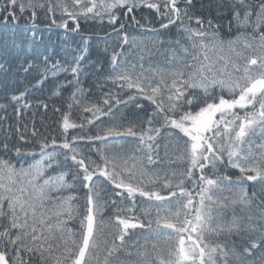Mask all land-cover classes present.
Masks as SVG:
<instances>
[{"label":"snow or ice","instance_id":"1","mask_svg":"<svg viewBox=\"0 0 264 264\" xmlns=\"http://www.w3.org/2000/svg\"><path fill=\"white\" fill-rule=\"evenodd\" d=\"M141 7L155 9L167 21L161 27L176 25L182 42L169 48L171 60L165 68L146 74L142 65L139 72L135 66L119 71L114 67L109 79L121 88L136 89L154 111L138 124H112L86 137L100 141L105 149L109 138L137 137L139 147L134 151L104 154L97 149L96 161L75 146L77 139L85 137L72 136L69 142L68 130L85 126L71 119L73 106L91 114L82 117L87 124L107 114L87 100L81 87L86 49L64 64H50L44 56L43 67L31 61L19 66L24 74L38 73V85L63 73L65 83L53 84V96L74 91L68 97V111L61 114L64 142L60 147L66 150L62 154L47 151V137L29 141L19 129L23 147L10 145V135L0 141V264H264V192L257 202L255 192L250 196L242 187L238 193L233 188L241 180L258 181L264 188V143L255 146L258 154L252 143L253 137L264 140V0H222L218 15L228 17L223 33L219 22L192 14L193 0H71L70 5L65 0H0V23L12 21L16 26L27 13L34 24L38 13H44L55 24L59 11L57 26L64 29L69 21L78 30L80 19L103 22L105 18L109 25L123 29L120 13L131 14ZM131 19L139 23L135 16ZM123 43H130L127 35ZM117 60L114 53V65ZM27 91L9 97L17 115L19 109L31 107L24 102ZM113 99L109 93L102 101L109 113ZM39 106L48 108L43 102ZM32 136H37L35 128ZM33 143L41 158L25 167L20 163L25 156L35 159V151L28 147ZM51 144H56L55 138ZM166 159L183 162L184 170L162 172ZM217 166L238 169L241 176L234 182L226 175L204 174L205 169L215 172ZM108 183L124 190L118 195L132 204L128 212H134L137 196L158 202L156 218L148 220L147 226L157 236L161 225L169 230L166 238L174 243L166 255L155 243L149 250L147 239L139 247L128 244L131 230L144 229L145 223L135 216L122 217L119 213L124 209L117 208L115 231L103 232L98 185ZM77 185L86 190L83 211L73 203L80 197L65 195ZM157 186L167 189L168 195L154 190ZM224 191L233 195L215 197ZM111 203L116 205L115 200ZM237 206L243 215L236 214ZM229 210L231 219L226 215ZM73 220L78 230L69 226ZM209 234L217 239L209 241Z\"/></svg>","mask_w":264,"mask_h":264},{"label":"trees","instance_id":"2","mask_svg":"<svg viewBox=\"0 0 264 264\" xmlns=\"http://www.w3.org/2000/svg\"><path fill=\"white\" fill-rule=\"evenodd\" d=\"M65 2L71 4V0H65ZM221 2L222 0H193L192 14L219 22L223 33L227 26L228 17L227 15H218V4ZM48 15L38 13L34 24L27 13L16 26H13L12 21H9L8 25L0 23V64L4 65V69H0V105L5 106L0 107V141H3L6 135H10V145L15 143L23 147L17 134V129H19L29 141L47 137L49 141L47 151L49 152L55 150L62 154L63 151H66L60 147L64 142L61 114L68 111L67 104L71 102L68 97L74 89L63 92L60 97L53 96V84L65 83L63 73L54 81H45L38 85L36 83L38 73L24 74L20 71L19 66L26 61H31L38 67H43L41 61L44 56L49 57L50 64L56 62L64 64L65 61H70L74 56L80 55V49L84 48L86 49L85 62L81 66L85 68V74L81 76V87L85 90L87 100L99 104L107 114L101 115L100 119L95 120L93 124H87L82 117L91 118V114L82 113L76 106H73L71 119L77 124L84 123L85 126L83 130L79 127L70 129L67 135L69 142H71L72 136L85 137V139H77L75 146L91 160L99 161L100 153L97 152V149L104 153V144L100 141H88L87 136L96 135L100 129L108 127L110 123L124 126L138 124L154 111V105L139 94L136 89L121 88L119 83H113L109 79L113 75L114 67L116 71H119L121 67L135 66V70L139 72L142 65V70L146 74L150 69L165 68L171 60L169 48L176 47L177 41L182 42L181 32L176 25H169L167 28L161 27V23H167V21H162L155 9L147 7L134 9L131 14L120 13L121 22L124 23L123 29L119 28V24L115 27L109 25L106 18L103 22L99 19H80L78 30L75 29V22L69 21L68 28L64 29L57 26L61 23L59 11L55 14V24L48 18ZM131 16H135L139 23L133 21ZM125 35L129 38V44L123 43ZM133 40L135 43H132ZM114 53L118 54L116 65L112 61ZM25 89L28 91L24 102L30 104L31 107L19 109L20 114L17 115V107L14 103H9V97L18 95ZM109 93L114 98L110 113L108 107L104 106L102 102L106 94ZM117 100L120 103H116ZM41 102L48 105L47 110L39 106ZM54 107L60 111H54ZM33 128L36 130V137L32 136ZM52 138L56 140L55 145L51 144ZM252 143L253 151L258 154V149L255 146L264 143V140L253 137ZM28 147L30 150H34L36 155L35 159L31 155H27L20 161L25 167L41 158L38 145L33 143ZM109 147V153L126 154L139 147L138 138L123 136L120 142ZM244 147L247 148L248 145ZM10 155L13 157L12 162L16 163L15 154ZM171 160L175 161V157L172 156ZM64 170L67 171V169ZM160 170L169 173L171 171L181 172L184 170V163L180 161L170 163L166 159L161 164ZM204 174L211 178H215L217 174L226 175L231 177L234 182L241 176L238 169L227 166L222 170L217 166L215 172L205 169ZM98 186L102 189L100 197L101 208L103 209V232L107 234L115 231L114 217L117 214V208L124 209L119 213L122 217L135 216L145 223L144 229L131 230V238L127 240L128 244L139 247L144 245L147 239L149 250H151V245L155 243L158 249L165 250L166 255V250L174 243L166 238V233L169 230L164 229L161 225L159 229L161 235L157 236L156 232L150 231L147 226L148 220H155L156 218L155 204L158 202L148 201L147 198L137 196L134 212H128L127 209L132 207V204L129 200L122 199L118 195L119 192L124 191L123 189H116L110 183ZM222 187L224 186L222 185ZM241 187L247 190L250 196L255 192L257 202L261 193L264 192V188L258 181L241 180L233 184L237 193ZM154 190H160L163 195H168L167 189H160L157 186ZM85 192L86 190L77 185L76 190H69L65 195L80 197L78 201L73 203L83 211ZM232 195L233 193L227 191L215 193V197ZM113 200L116 201L115 206L111 203ZM172 206L175 207L174 204ZM145 212H149L150 215L145 216ZM236 214L238 216L244 214L239 206L236 208ZM226 215L228 219H231V210ZM100 219L101 217L98 216V222ZM69 226L78 230L76 220L70 221ZM152 229H156L155 223L152 224ZM207 239L213 241L217 238L209 234ZM131 250L135 251L134 248ZM121 258L125 259L126 257L122 256ZM132 259H136V257L133 256Z\"/></svg>","mask_w":264,"mask_h":264},{"label":"rangeland","instance_id":"3","mask_svg":"<svg viewBox=\"0 0 264 264\" xmlns=\"http://www.w3.org/2000/svg\"><path fill=\"white\" fill-rule=\"evenodd\" d=\"M111 125H112V123H110V124L108 125V127L111 126ZM122 139H123V136H122V137H113V138H109L108 148L105 149V146H103L104 153H105V154H113V152H112V153H109V151H108V149L110 148L109 146H110V145H114V144L120 142ZM155 213H156V212H155ZM186 246H187V244H186Z\"/></svg>","mask_w":264,"mask_h":264}]
</instances>
